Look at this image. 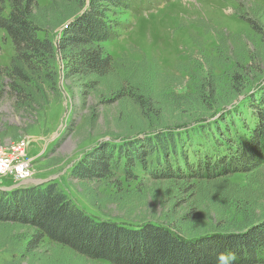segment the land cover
Listing matches in <instances>:
<instances>
[{
    "label": "rangeland",
    "instance_id": "374dc122",
    "mask_svg": "<svg viewBox=\"0 0 264 264\" xmlns=\"http://www.w3.org/2000/svg\"><path fill=\"white\" fill-rule=\"evenodd\" d=\"M79 1L38 0L36 13L52 42L81 12ZM144 6L115 17L122 25L117 39L102 44L112 59L104 77L67 75L59 56L51 68L28 73V82L14 81L8 77L14 48L0 29V154L30 142L25 157L33 181L24 187L56 184L94 220L126 228L164 224L191 245L249 236L264 224V160L248 173L238 171L225 137L229 131L227 139L240 146L256 140L254 108L264 101V0H148ZM170 134L189 136V152L199 147L189 154L195 171L206 157L215 164L230 160L237 172L209 179L196 171L200 179H192L182 167L180 176L164 179L152 159L155 178L112 173L84 182L71 175L92 149ZM15 181L8 175L0 185ZM0 264L111 263L53 243L28 225L0 222Z\"/></svg>",
    "mask_w": 264,
    "mask_h": 264
},
{
    "label": "trees",
    "instance_id": "16d2710c",
    "mask_svg": "<svg viewBox=\"0 0 264 264\" xmlns=\"http://www.w3.org/2000/svg\"><path fill=\"white\" fill-rule=\"evenodd\" d=\"M53 2L49 0L50 5ZM147 2L89 0L84 9V0H81V12L61 28L54 43L36 13L40 11L38 0H0V29L10 38L14 48L8 77L26 83L29 81L28 73L35 75L51 68L59 56L65 63L67 75L106 76L112 67V59L102 44L119 36L122 24L115 17L141 10ZM6 7L9 11L4 16ZM258 107L255 106L254 115L259 118V128L254 133L256 140L253 143L240 146L230 142L232 140L227 139L229 131L224 136L233 164L242 173L257 169L264 160V101L260 100ZM210 142L213 146L218 143L216 140ZM189 147V136L183 138L172 134L147 137L128 146H103L84 155L72 167L71 175L84 182L100 180L112 173H120L126 180H136L140 174L153 178L155 175L149 164L152 159L158 165L159 176L164 179H171L175 173L180 176L182 167L192 179H200L203 171L207 172L205 176L209 179L237 172L231 169L230 160L215 164L205 157L207 160L202 161L196 170L200 173L196 174L189 154L196 151V155L199 147L190 148V152ZM0 222L28 225L53 243L87 258L111 264H216V253L225 250L235 253L234 264L264 263V224L255 227L249 236L216 237L191 245L164 224L145 223L126 228L110 221L94 220L53 183L17 188L9 194L0 191Z\"/></svg>",
    "mask_w": 264,
    "mask_h": 264
},
{
    "label": "built area",
    "instance_id": "2783aa9c",
    "mask_svg": "<svg viewBox=\"0 0 264 264\" xmlns=\"http://www.w3.org/2000/svg\"><path fill=\"white\" fill-rule=\"evenodd\" d=\"M27 143L24 147L16 146L9 153L0 154V178L8 175L16 178L14 183L31 180L29 170V159L25 157ZM6 189V188H5ZM4 189V191H5ZM2 190V189H0Z\"/></svg>",
    "mask_w": 264,
    "mask_h": 264
},
{
    "label": "clouds",
    "instance_id": "9594fccd",
    "mask_svg": "<svg viewBox=\"0 0 264 264\" xmlns=\"http://www.w3.org/2000/svg\"><path fill=\"white\" fill-rule=\"evenodd\" d=\"M235 259V253L230 250L216 253V264H234Z\"/></svg>",
    "mask_w": 264,
    "mask_h": 264
},
{
    "label": "water",
    "instance_id": "95a60500",
    "mask_svg": "<svg viewBox=\"0 0 264 264\" xmlns=\"http://www.w3.org/2000/svg\"><path fill=\"white\" fill-rule=\"evenodd\" d=\"M27 183H28V181H23V182H19V183H14V184H12L10 186L5 185V187L0 185V189L4 190L6 188V189H9V190H14L16 188L24 187Z\"/></svg>",
    "mask_w": 264,
    "mask_h": 264
},
{
    "label": "crops",
    "instance_id": "0c3cea01",
    "mask_svg": "<svg viewBox=\"0 0 264 264\" xmlns=\"http://www.w3.org/2000/svg\"><path fill=\"white\" fill-rule=\"evenodd\" d=\"M31 181H33V180H31ZM28 182H30V181H28ZM34 182H37V181H34ZM5 190H7V189H5ZM4 191V190H3Z\"/></svg>",
    "mask_w": 264,
    "mask_h": 264
},
{
    "label": "bare ground",
    "instance_id": "6f19581e",
    "mask_svg": "<svg viewBox=\"0 0 264 264\" xmlns=\"http://www.w3.org/2000/svg\"><path fill=\"white\" fill-rule=\"evenodd\" d=\"M28 143H30V142H28ZM26 151H28V149H27ZM29 161H30V160H29ZM29 161H28V162H29Z\"/></svg>",
    "mask_w": 264,
    "mask_h": 264
}]
</instances>
